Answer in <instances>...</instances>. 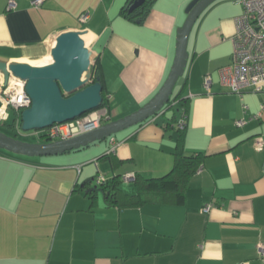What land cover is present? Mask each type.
I'll use <instances>...</instances> for the list:
<instances>
[{
    "label": "crops",
    "instance_id": "crops-1",
    "mask_svg": "<svg viewBox=\"0 0 264 264\" xmlns=\"http://www.w3.org/2000/svg\"><path fill=\"white\" fill-rule=\"evenodd\" d=\"M7 1L0 0V57L38 60L62 30L86 29L82 37L93 50L92 63L98 61L107 98L106 122L137 110L159 89L190 0H154L141 22L120 14L127 0H42L36 6L15 0L12 8ZM241 12L239 0H214L197 16L184 72L169 101L145 120L65 152L0 149V264H264L256 248L264 242V82L258 91L238 94L219 80L220 67L231 61L234 18ZM177 93L188 105L181 147L201 155L182 201L120 206L99 189L86 193L97 172L157 177L172 168L180 143ZM8 113L0 125L16 137L20 121ZM239 118L245 122L237 125ZM255 137L262 139L260 148ZM123 183V193L134 194V182Z\"/></svg>",
    "mask_w": 264,
    "mask_h": 264
},
{
    "label": "water",
    "instance_id": "water-1",
    "mask_svg": "<svg viewBox=\"0 0 264 264\" xmlns=\"http://www.w3.org/2000/svg\"><path fill=\"white\" fill-rule=\"evenodd\" d=\"M143 0H133L129 9ZM214 0H190L184 7L186 16L176 29L175 52L169 72L159 89L137 110L125 116L103 122L100 126L66 139L27 141L0 130V149L27 155H47L76 149L91 141L100 140L126 126L137 124L157 113L170 99L173 86L183 74L187 61V39L197 16ZM86 29L62 30L50 46V61L33 64L28 60H9L0 57V73L4 82L11 73L25 81L29 106L19 111V128L26 131L41 129L53 122L73 119L101 106L103 85L99 78L92 80L90 66L94 58Z\"/></svg>",
    "mask_w": 264,
    "mask_h": 264
},
{
    "label": "built area",
    "instance_id": "built-area-1",
    "mask_svg": "<svg viewBox=\"0 0 264 264\" xmlns=\"http://www.w3.org/2000/svg\"><path fill=\"white\" fill-rule=\"evenodd\" d=\"M42 0H30L31 5H39ZM15 0L7 1V8L15 6ZM242 12L235 19V32L232 36L231 61L229 64L220 67L219 80L221 84L232 93L242 94L247 88L260 90L264 82V0H239ZM87 13L81 15L84 20ZM4 82L2 73L0 74V122L6 121L9 110H13L19 118V111L29 106L30 98L27 96L25 81L12 75L7 76ZM203 85L208 90L209 76L203 78ZM258 116V114H255ZM186 116L180 115L176 125L179 128L185 126ZM109 118L108 109L102 105L91 109L73 119L63 122H53L51 125L37 129L41 136L47 140L66 139L85 132L91 128L100 126ZM244 118L235 121L237 125L244 123ZM255 146H262V139L254 138ZM111 148L108 152H113L115 142L110 139ZM134 171L120 174L121 181L128 182L135 177ZM106 176L97 172L94 178L96 184L104 183ZM211 204H204L201 211H207ZM258 257L264 260V242L256 245Z\"/></svg>",
    "mask_w": 264,
    "mask_h": 264
},
{
    "label": "trees",
    "instance_id": "trees-1",
    "mask_svg": "<svg viewBox=\"0 0 264 264\" xmlns=\"http://www.w3.org/2000/svg\"><path fill=\"white\" fill-rule=\"evenodd\" d=\"M153 2L154 0H143L139 5L133 7V9H129L133 0H127L121 6L119 11L120 14L128 20L141 22L145 18ZM93 61L94 62L90 66L92 80L99 78L102 84V75L99 72L98 61H96V59ZM101 96L103 97L101 104L104 105L107 102V98L105 97L103 87L101 90ZM175 98L177 103L176 106L180 108V115L183 114L186 116L188 108L186 97L184 98L181 94L177 93ZM172 122H174V118H172L171 124ZM184 128L185 126L179 128L176 125L178 131L177 141H179V139L181 140L185 131ZM172 155L174 156L173 164L171 166L172 168L164 173V175L157 177H143L138 173L135 174V177L132 179L135 184L134 194L128 195L123 193L120 186L123 182L119 178L120 173L113 174L109 177L106 176L104 183H95L86 191V193L92 195V192L95 189H99L108 202L120 206L141 204L142 202L151 201L153 199H157L162 203H178L184 198L185 187L189 180V176L200 167L201 155L194 153L186 154L181 147V142L179 145L175 146ZM103 156L107 157L111 163L113 162L111 154H105ZM111 169H113V165H111Z\"/></svg>",
    "mask_w": 264,
    "mask_h": 264
},
{
    "label": "rangeland",
    "instance_id": "rangeland-1",
    "mask_svg": "<svg viewBox=\"0 0 264 264\" xmlns=\"http://www.w3.org/2000/svg\"><path fill=\"white\" fill-rule=\"evenodd\" d=\"M233 1H235V0H233ZM45 57H46V54L44 56L40 57V58L43 59ZM40 58L38 60H41ZM25 60H27V59H25ZM38 60L35 59V60H28V61L34 63V62H37ZM6 127L4 128V126H1L0 130H2L3 132L8 134L9 130ZM16 131H17V136L16 137H18L20 139L27 140L29 142L30 141H42L43 140V137L39 136V132L36 129H30V130L23 131V130H20V129L16 128ZM124 185H126V184L122 182V186H124Z\"/></svg>",
    "mask_w": 264,
    "mask_h": 264
},
{
    "label": "bare ground",
    "instance_id": "bare-ground-1",
    "mask_svg": "<svg viewBox=\"0 0 264 264\" xmlns=\"http://www.w3.org/2000/svg\"><path fill=\"white\" fill-rule=\"evenodd\" d=\"M18 60H23L25 61V59H18ZM50 61V55L48 54L45 58L41 59V60H38L37 62H34L33 64H44L46 62H49ZM1 74V73H0Z\"/></svg>",
    "mask_w": 264,
    "mask_h": 264
}]
</instances>
